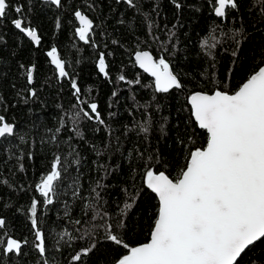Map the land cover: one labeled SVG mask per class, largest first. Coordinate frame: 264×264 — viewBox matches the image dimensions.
<instances>
[{"label":"trees","instance_id":"1","mask_svg":"<svg viewBox=\"0 0 264 264\" xmlns=\"http://www.w3.org/2000/svg\"><path fill=\"white\" fill-rule=\"evenodd\" d=\"M7 3L0 19V116L15 130L0 143V219L5 221L0 240L16 239L22 248L7 253L6 243L0 244V264H115L131 247L151 239L159 199L147 187L146 172L163 171L176 179L190 152L207 145L190 95L233 93L264 65V0H236L238 7L227 8L225 18L215 14L217 0ZM77 11L94 21L87 41L76 31ZM15 19L36 30L39 44L15 27ZM52 48L69 77L59 78L47 55ZM142 49L157 60L163 56L182 87L155 91L154 80L134 60ZM101 54L107 76L98 68ZM92 103L103 124L84 117ZM57 156L61 175L48 204L37 186ZM36 228L44 233L43 255L35 247ZM77 254L79 261L72 259ZM238 264H264V239Z\"/></svg>","mask_w":264,"mask_h":264},{"label":"snow or ice","instance_id":"2","mask_svg":"<svg viewBox=\"0 0 264 264\" xmlns=\"http://www.w3.org/2000/svg\"><path fill=\"white\" fill-rule=\"evenodd\" d=\"M53 2L59 5L61 0ZM127 3L132 5L133 0H127ZM176 6L180 7L179 4ZM8 7L7 0H0V19L6 16ZM237 7L236 0H217L214 11L216 16L225 17L227 8ZM15 11L20 13L21 8L16 7ZM75 16L80 22L76 30L79 38L87 41L92 21L80 11ZM12 23L39 44L36 30L22 27L21 19ZM47 55L59 75L68 76L57 49L52 48ZM135 59L145 72L154 77L155 91L167 93L170 89L182 87L163 56L157 60L147 51H137ZM99 70L108 75L103 54L100 55ZM119 79L124 80L125 77L120 76ZM28 80L32 81L31 70L28 71ZM136 82L139 83L138 80ZM72 87L79 98V87L75 82ZM189 102L195 121L208 133L207 145L190 152L185 168L176 179L163 171L149 169L146 172L147 187L159 199L151 239L148 243L131 247L117 264H238L246 249L264 239V67L231 94L220 90L212 94L194 92ZM97 107L92 103L91 113L85 111L83 115L103 124ZM3 121L4 117L0 116V137L14 132V126ZM141 128L148 133L147 126L142 125ZM161 128L163 130V126ZM60 164L57 156L51 172L37 186L42 195L48 197V204L53 202L50 197L61 175ZM125 207L130 208L131 205L126 204ZM31 212L35 228L36 203L32 204ZM4 224L5 221L0 219V226ZM35 235L38 241L35 247L43 255L46 251L44 233L36 228ZM108 239L122 243L116 235H109ZM5 243L7 253L21 252L20 241L13 238L6 242L0 240V244ZM124 247L129 246L124 244ZM83 251L86 254L91 249ZM72 259L79 261L81 255L77 254Z\"/></svg>","mask_w":264,"mask_h":264},{"label":"water","instance_id":"3","mask_svg":"<svg viewBox=\"0 0 264 264\" xmlns=\"http://www.w3.org/2000/svg\"><path fill=\"white\" fill-rule=\"evenodd\" d=\"M45 1H50V0H45ZM127 1V0H126ZM227 10V9H226ZM81 12V11H80ZM82 14H84V15H86L91 21H92V19H91V17L90 16H88L87 14H85V13H83V12H81ZM226 16V15H225ZM222 18H225V17H222ZM77 21H78V23L80 24V22H79V19L77 18ZM92 24H93V21H92ZM92 29H93V27H92ZM92 31V30H91ZM91 31H90V33H91ZM38 34V33H37ZM39 36V35H38ZM30 38V37H29ZM31 39V38H30ZM32 40V39H31ZM33 41V40H32ZM35 44H37L35 41H33ZM51 50H49L48 52H50ZM138 51H147V52H149V53H151L152 54V56L155 58V59H157L156 57H155V55L150 51V50H147V49H142V50H138ZM57 52H58V55L60 56V58H61V55H60V53H59V51L57 50ZM137 52V51H136ZM136 52H135V54H136ZM135 54H134V60H135V62H136V59H135ZM103 56H104V54H103ZM48 58H49V60H50V62H51V57H49L48 56ZM62 59V58H61ZM104 59H105V56H104ZM63 60V59H62ZM65 62V61H64ZM169 63V62H168ZM52 64V63H51ZM105 64H106V61H105ZM136 64H137V66L140 68V69H142L140 66H139V64L136 62ZM170 64V63H169ZM52 66L56 69V72H57V74H58V76H59V78L60 79H62V78H64V77H61L60 75H59V71H58V69L56 68V66L54 65V64H52ZM170 66H171V64H170ZM261 67H264V65L263 66H261ZM260 67V68H261ZM98 68H99V62H98ZM171 68H172V66H171ZM65 70H66V72L68 73V71H67V69H66V64H65ZM106 70H107V65H106ZM143 71H144V69H142ZM259 70V69H258ZM257 70V71H258ZM31 71H32V81L30 82L31 84L33 83V81H34V71H35V66L33 65L32 67H31ZM172 71H173V68H172ZM256 71V72H257ZM145 72V71H144ZM174 72V71H173ZM102 73V72H101ZM147 73V72H146ZM103 75H104V73H102ZM153 80H154V77H152L151 76V74L150 73H147ZM174 74H175V72H174ZM253 74H255V73H253ZM252 74V75H253ZM105 76V75H104ZM66 77H69V73H68V76H66ZM178 77V76H177ZM179 79V78H178ZM180 80V79H179ZM247 81V80H246ZM245 81V82H246ZM244 82V83H245ZM173 89H175V88H173ZM170 90H172V89H170ZM169 90V91H170ZM197 92H202V91H197ZM34 93V90H32V94ZM205 93H208V92H205ZM193 94V93H192ZM191 94V95H192ZM208 94H212V93H208ZM231 94V93H230ZM190 95V96H191ZM190 103V102H189ZM95 104H97V103H95ZM191 105V104H190ZM98 106V105H97ZM97 111H98V107H97ZM194 117V116H193ZM195 119V118H194ZM3 123H8L5 119H4V121H3ZM9 124H11V123H9ZM198 124V123H197ZM13 126H14V124H12ZM199 126V125H198ZM14 130H15V127H14ZM14 134V132L12 133V134H6V135H13ZM5 135V136H6ZM2 138L3 137H0V143H1V140H2ZM148 242H150V240L148 241ZM148 242H146V243H148ZM144 244V243H143ZM141 245V244H140ZM137 246H139V245H137ZM136 247V246H135ZM251 247V246H250ZM249 247V248H250ZM247 250V249H246ZM245 250V251H246ZM128 253H126L125 255H127ZM123 257V256H122ZM121 257V258H122ZM240 259V258H239ZM115 264H117V262L115 263Z\"/></svg>","mask_w":264,"mask_h":264},{"label":"flooded vegetation","instance_id":"4","mask_svg":"<svg viewBox=\"0 0 264 264\" xmlns=\"http://www.w3.org/2000/svg\"><path fill=\"white\" fill-rule=\"evenodd\" d=\"M126 1V0H125ZM92 19V18H91ZM76 20H77V17H76ZM92 21H93V19H92ZM77 23H78V21H77ZM78 25H79V27H80V24L78 23ZM94 21H93V29H92V31H91V33H89V35H88V37L90 36V35H92L93 34V30H94ZM52 50V49H51Z\"/></svg>","mask_w":264,"mask_h":264}]
</instances>
